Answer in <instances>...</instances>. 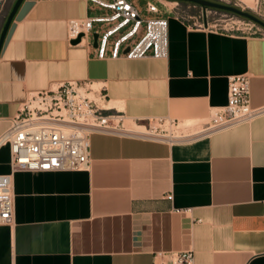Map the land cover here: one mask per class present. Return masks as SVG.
Returning a JSON list of instances; mask_svg holds the SVG:
<instances>
[{"label": "crops", "instance_id": "crops-1", "mask_svg": "<svg viewBox=\"0 0 264 264\" xmlns=\"http://www.w3.org/2000/svg\"><path fill=\"white\" fill-rule=\"evenodd\" d=\"M171 13L166 58L98 59L92 38L74 45L68 30L96 14L90 4L23 0L0 50V138L30 93L66 82L103 88L109 126L92 130L86 171L11 173L0 147L14 206L0 264H172L182 252L193 264H264V113L207 129L229 77L247 76L250 107L264 108V36Z\"/></svg>", "mask_w": 264, "mask_h": 264}, {"label": "built area", "instance_id": "built-area-1", "mask_svg": "<svg viewBox=\"0 0 264 264\" xmlns=\"http://www.w3.org/2000/svg\"><path fill=\"white\" fill-rule=\"evenodd\" d=\"M83 1L99 14L70 21L68 30L72 40L81 35L80 42L96 34L98 59L108 54L112 59L166 58L168 19L155 4L146 3L144 12L151 17L144 20L128 0ZM206 10L203 21L193 22V27L209 28ZM168 11L186 21L173 8ZM142 29L144 33L139 36ZM234 31L263 36V29L255 24L244 29L232 26L223 32ZM105 99L103 88H95L89 82H66L50 90L30 93L10 128L0 138L9 146L11 173L88 170L90 134L95 128L109 126V116L105 114L108 110L100 105ZM262 113L264 108L250 107L249 78L232 76L228 78L227 104L207 129L230 127ZM13 210L11 174L0 175V226L12 225ZM172 264H193L192 253L177 254Z\"/></svg>", "mask_w": 264, "mask_h": 264}, {"label": "rangeland", "instance_id": "rangeland-1", "mask_svg": "<svg viewBox=\"0 0 264 264\" xmlns=\"http://www.w3.org/2000/svg\"><path fill=\"white\" fill-rule=\"evenodd\" d=\"M128 1L134 3L136 8L140 11L141 18L144 20L151 17L149 14L144 12L145 5L149 1L153 2L160 9L163 17H167L168 15L172 14L171 12L168 11V9L164 8L157 0H128ZM215 1L229 5H234L237 8H240L244 11H248L258 16L260 19L264 20V0H215ZM15 2L16 0H0V32L6 20V17L8 13L11 11ZM165 3L170 7H172L173 10L176 13H178L180 16H182L186 21L187 20L189 21L188 15L203 16L205 12V9H202L200 6L193 5L190 3H184L173 0H166ZM96 14H99V12L97 11ZM206 20L210 28L216 29L221 32L225 31V29L229 30V28H231L232 26L244 29V28H250L251 25L254 24L253 22L245 20L236 15L218 10H213V9L206 10ZM143 33L144 30L142 29L139 36L142 35ZM236 33H241V32L237 31ZM262 33L264 36V29ZM152 126L153 128H161V129L173 131L174 134H181V132H179L178 130L179 127L176 128L173 124L170 125V123L168 122L165 123L163 121H159V122L157 121L154 122ZM127 127L136 129L134 125H130V126L127 125Z\"/></svg>", "mask_w": 264, "mask_h": 264}, {"label": "water", "instance_id": "water-1", "mask_svg": "<svg viewBox=\"0 0 264 264\" xmlns=\"http://www.w3.org/2000/svg\"><path fill=\"white\" fill-rule=\"evenodd\" d=\"M173 1L192 3V4L200 6L202 9H214V10L234 14L238 17H241V18H244L248 21H251L254 24L261 27L262 29H264V20L260 19L258 16L254 15L248 11H244L240 8H237L234 5L220 3V2L215 1V0H173ZM22 2H23V0H16L11 11L8 13V15L6 17V20L3 24V27H2L1 32H0V50H1V47L3 44V41L5 39L6 33L8 31V28H9V26H10V24H11V22L15 16L18 8L22 4ZM80 38H81V35H79L75 40H72L71 43L74 45L80 43ZM92 40H93V47H96V40H97L96 34H94L92 36Z\"/></svg>", "mask_w": 264, "mask_h": 264}, {"label": "bare ground", "instance_id": "bare-ground-1", "mask_svg": "<svg viewBox=\"0 0 264 264\" xmlns=\"http://www.w3.org/2000/svg\"><path fill=\"white\" fill-rule=\"evenodd\" d=\"M253 10H254V9H253ZM135 130L139 131V130H143V129H142V128H139V127H136ZM3 145H5V144H4V140H3V139H0V147L3 146Z\"/></svg>", "mask_w": 264, "mask_h": 264}, {"label": "trees", "instance_id": "trees-1", "mask_svg": "<svg viewBox=\"0 0 264 264\" xmlns=\"http://www.w3.org/2000/svg\"><path fill=\"white\" fill-rule=\"evenodd\" d=\"M190 4H192V3H190ZM193 5H195V4H193ZM212 10V9H211ZM214 10V9H213ZM244 19V18H243ZM246 20V19H245Z\"/></svg>", "mask_w": 264, "mask_h": 264}, {"label": "flooded vegetation", "instance_id": "flooded-vegetation-1", "mask_svg": "<svg viewBox=\"0 0 264 264\" xmlns=\"http://www.w3.org/2000/svg\"><path fill=\"white\" fill-rule=\"evenodd\" d=\"M234 15V14H233Z\"/></svg>", "mask_w": 264, "mask_h": 264}]
</instances>
